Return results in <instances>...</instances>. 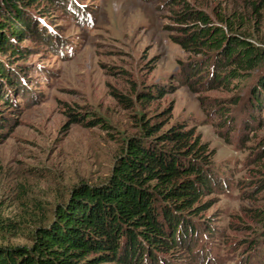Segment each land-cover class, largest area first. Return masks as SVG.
<instances>
[{"label": "rangeland", "instance_id": "rangeland-1", "mask_svg": "<svg viewBox=\"0 0 264 264\" xmlns=\"http://www.w3.org/2000/svg\"><path fill=\"white\" fill-rule=\"evenodd\" d=\"M45 8L42 16L24 8L35 27L21 44L27 57L9 64L0 56L18 82L8 109L1 107L0 131V217L18 229L0 235V245L27 246L31 225L71 186L104 181L144 118L193 130L208 147L214 179L207 208L191 218L194 234L175 257L156 258L264 264V59L228 88H213L216 59L204 70L208 56L171 38L177 15L190 8L216 27L227 20L264 54V9L256 12L249 0H51ZM147 92L155 96L150 106L139 97Z\"/></svg>", "mask_w": 264, "mask_h": 264}, {"label": "trees", "instance_id": "trees-1", "mask_svg": "<svg viewBox=\"0 0 264 264\" xmlns=\"http://www.w3.org/2000/svg\"><path fill=\"white\" fill-rule=\"evenodd\" d=\"M249 1L256 12L264 9V0ZM47 3L51 0H0V56L6 63L24 59L29 52L21 44L35 27L24 8L42 16ZM176 21L179 32L171 37L175 44L187 53L208 56L204 70L212 57L216 59L213 88H228L240 71L253 70L264 59L227 20H220L223 28L216 27L202 12L186 8ZM262 76L258 89L264 94V72ZM16 80L0 61V131L6 124L1 107L7 108L8 95L18 91ZM253 95L252 103L259 107L258 91ZM139 97L150 106L155 96L147 92ZM71 115L78 120L77 114ZM138 124L139 135L126 139L108 177L94 185L71 186L31 225L30 244L0 245V264H166L156 254L175 257L182 241L194 234L191 218H199L207 208L204 198L214 183L208 147L183 126L163 129L144 118ZM260 156L264 168V145ZM17 229L16 222L0 217V235Z\"/></svg>", "mask_w": 264, "mask_h": 264}]
</instances>
